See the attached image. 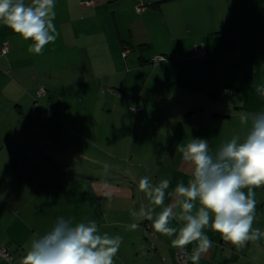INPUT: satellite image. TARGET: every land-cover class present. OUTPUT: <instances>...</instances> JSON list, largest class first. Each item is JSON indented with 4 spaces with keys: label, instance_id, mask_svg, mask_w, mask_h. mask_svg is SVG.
I'll use <instances>...</instances> for the list:
<instances>
[{
    "label": "crops",
    "instance_id": "obj_1",
    "mask_svg": "<svg viewBox=\"0 0 264 264\" xmlns=\"http://www.w3.org/2000/svg\"><path fill=\"white\" fill-rule=\"evenodd\" d=\"M141 3L149 8L139 12ZM55 12L59 35L41 55L0 24V53L8 47L0 56V249L20 264L31 240L63 216L121 236L114 264H177L175 236L152 229L149 238L152 221L131 212L143 206L155 216L176 184H187L178 145L203 138L214 153L243 139L241 114L264 111L255 92L264 85V0H56ZM198 44L203 59L194 57ZM154 56L170 62L152 66ZM146 176L170 178L164 205L139 191ZM254 191L253 227L264 231V186ZM203 231L213 247L198 264H264V238L238 248ZM194 247L185 248L188 264Z\"/></svg>",
    "mask_w": 264,
    "mask_h": 264
},
{
    "label": "clouds",
    "instance_id": "obj_2",
    "mask_svg": "<svg viewBox=\"0 0 264 264\" xmlns=\"http://www.w3.org/2000/svg\"><path fill=\"white\" fill-rule=\"evenodd\" d=\"M55 7L56 0H0V24L23 40H31L28 52L41 55L59 35L54 24ZM255 92L264 98V85ZM240 123L247 126L243 139L233 136L214 153L203 138L178 145L176 150L190 167L187 184L179 181L169 193L172 202L155 216L154 209L143 206L139 212H131L133 217L152 221L156 233L175 236L171 247L185 249L195 244L192 264H198L202 254L213 247L205 228L210 227L238 248L264 238V231L253 227L257 207L254 189L264 186V111L243 113ZM169 187L170 178L153 184L150 176L141 177L138 184L139 191L155 206L164 205ZM172 220L179 226H170ZM122 242L119 235L101 234L94 220L74 223L71 218L58 216L47 233L31 240L20 264H114Z\"/></svg>",
    "mask_w": 264,
    "mask_h": 264
},
{
    "label": "built area",
    "instance_id": "obj_3",
    "mask_svg": "<svg viewBox=\"0 0 264 264\" xmlns=\"http://www.w3.org/2000/svg\"><path fill=\"white\" fill-rule=\"evenodd\" d=\"M96 0H91V2H95ZM147 5L144 4H140V6H138L137 10L139 12H143L145 10ZM8 53V47L5 46L1 53L0 56L6 55ZM129 52H124V56H126ZM195 58L196 59H203L205 57V52L204 50L200 47L195 51ZM162 63H169V60L164 57V56H158L155 57L151 60V64L152 65H159ZM233 92L232 89L227 88L225 89V93L226 94H231ZM45 94V89L43 87H39L38 89V94H37V98H41L43 95ZM38 99L35 100V104L38 105ZM130 112L133 114H138L142 112V109L140 107H133L130 109ZM146 231L148 232V237L151 238V236L155 237L152 228L149 225H146ZM0 257L2 259H4L8 264H13V258L12 256L4 249H0ZM175 259H176V263L177 264H188V254L186 252L185 249H176V255H175Z\"/></svg>",
    "mask_w": 264,
    "mask_h": 264
},
{
    "label": "rangeland",
    "instance_id": "obj_4",
    "mask_svg": "<svg viewBox=\"0 0 264 264\" xmlns=\"http://www.w3.org/2000/svg\"><path fill=\"white\" fill-rule=\"evenodd\" d=\"M142 4V3H141ZM144 4V3H143ZM144 5H147L146 6V8H149V3H145ZM140 6V5H139ZM115 25V24H114ZM202 48L203 49V47H202V45L201 44H198V45H195L194 46V49H193V51H194V55H195V51L198 49V48ZM124 51V50H123ZM127 52H129V49L127 48V50H126ZM155 57H158V56H154L153 58H155ZM195 57V56H194ZM152 58V59H153ZM167 58V57H166ZM151 59V60H152ZM168 59V58H167ZM169 60V59H168ZM170 62V61H169ZM152 66H155V65H152ZM157 66V65H156ZM139 114V113H138ZM136 115V114H135ZM203 123H206V119L205 120H203ZM208 124V123H207Z\"/></svg>",
    "mask_w": 264,
    "mask_h": 264
}]
</instances>
